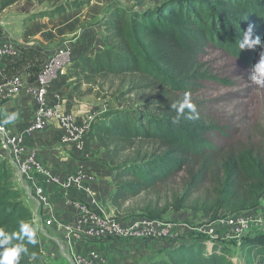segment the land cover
Wrapping results in <instances>:
<instances>
[{
    "label": "trees",
    "instance_id": "trees-1",
    "mask_svg": "<svg viewBox=\"0 0 264 264\" xmlns=\"http://www.w3.org/2000/svg\"><path fill=\"white\" fill-rule=\"evenodd\" d=\"M94 1L0 0V15L22 3L21 16L56 19ZM100 1L105 48L68 67L67 76L77 97L97 93L125 106L96 116L89 132L107 155L102 164L117 174L112 218L165 222L171 214L193 208L210 212L216 222L222 212L236 215L259 208L264 202V149L222 155L207 137L217 127L197 110L199 118L188 119L187 108L173 124L176 113L170 105L179 101L176 96L193 94L202 82L214 80L201 63L210 47L250 68L258 62L259 46L241 52L237 42L250 25L254 37L264 42V0ZM32 54L37 56L25 53L21 63ZM148 92L155 95L145 98ZM13 180L9 161L0 156V228L11 234L19 232V221L29 223L38 243L24 241L29 252L20 264H38L44 256L41 236ZM202 240L192 239L147 264H234L225 249L215 244L209 252ZM241 258L245 264H264V240L244 242Z\"/></svg>",
    "mask_w": 264,
    "mask_h": 264
},
{
    "label": "crops",
    "instance_id": "crops-1",
    "mask_svg": "<svg viewBox=\"0 0 264 264\" xmlns=\"http://www.w3.org/2000/svg\"><path fill=\"white\" fill-rule=\"evenodd\" d=\"M103 6L102 1L96 0L86 8L69 11L56 19L2 17L0 26L15 39L19 47L15 56L0 62L3 74L0 83L6 84L13 77H20L28 88L31 87L41 66L57 54L58 48L69 53L71 58L69 67L86 58L95 57L105 48L104 27L103 24H99L102 20ZM25 53H36L37 56L32 54L23 64L21 62ZM36 65L38 71L35 73L31 68ZM88 97H77L72 80L66 74L52 83L48 102L51 108H58L59 114L72 116L80 124H91L99 112L89 104ZM35 112L36 103L31 90H26L14 98L0 99V125L13 135H25L27 153L36 151L49 176L33 180L19 177L15 166L16 159L11 150L4 145L1 134L0 156L9 161L14 173L13 184L21 193L24 205L33 213L44 249L43 259L38 264H59L62 256L70 261L69 255L62 253L59 257L56 251L55 243L64 236L59 227L73 225L79 220L78 207H85L105 217L114 216L111 199L116 192L117 174L102 164L107 155L94 134L86 137L83 147L63 143L64 130L57 117L49 120L44 132L29 133L34 125ZM11 113H17V119L11 123H3ZM35 184L43 186L48 193L50 199L48 208L40 207L34 199ZM177 215L171 214L170 219L169 217L167 219L171 220ZM48 221L52 222L51 226L47 225ZM195 231L189 228L183 233L189 232L193 234L190 239H197L194 237H197L195 235L198 231ZM71 237L72 250L80 254L97 250L105 255L110 264H147L166 258L169 251L186 243H180V235L168 242L88 240L87 245L82 240L72 235ZM202 241L204 244L208 242ZM226 251L228 252V249Z\"/></svg>",
    "mask_w": 264,
    "mask_h": 264
},
{
    "label": "rangeland",
    "instance_id": "rangeland-1",
    "mask_svg": "<svg viewBox=\"0 0 264 264\" xmlns=\"http://www.w3.org/2000/svg\"><path fill=\"white\" fill-rule=\"evenodd\" d=\"M21 6L22 3L9 8L0 15V20L4 16H21ZM59 49L62 48L57 50ZM201 63L214 80L202 82L201 88L190 94V102L208 124L219 129L207 135L209 141L221 149L222 155L239 153L249 148L256 152L262 151L264 149V87L252 83L249 79L252 68L213 47L205 51ZM154 95L148 92L145 98ZM184 96L179 95L174 99L182 101ZM88 102L99 114L110 109L125 107L112 98L97 93L89 95ZM183 177L187 178L188 175L185 174ZM207 188L208 185L199 194L203 196ZM173 214L178 215L171 220H168L170 217L166 218V222L172 223L178 235L184 238H179L180 243L191 242L190 236L193 234L183 231L194 229L198 231H195L197 237L194 238L199 237L217 244L220 248L228 249V256L234 264H245L241 258V245L244 242L254 239L264 240V202L256 210L248 212L252 223L240 238L228 235V231L217 228L218 221L211 222L210 212L189 208ZM230 216L229 212H222L220 219H227ZM84 242L86 245L89 243L86 239ZM57 253L60 257L63 252L57 251ZM66 258L62 256L59 264H72Z\"/></svg>",
    "mask_w": 264,
    "mask_h": 264
},
{
    "label": "built area",
    "instance_id": "built-area-1",
    "mask_svg": "<svg viewBox=\"0 0 264 264\" xmlns=\"http://www.w3.org/2000/svg\"><path fill=\"white\" fill-rule=\"evenodd\" d=\"M18 43L15 39L0 26V62L18 53ZM71 63L69 53L63 49L57 50L54 57L49 58L41 66L36 76L35 83L27 87L20 77L11 78L6 84L0 83V99H9L31 90L34 94L36 112L34 114V125L31 132L42 133L49 125L52 117H57L64 130L63 143L83 147L84 141L90 132V124H80L72 116L59 114L57 107H50L48 95L51 85L59 78L66 76L67 68ZM3 74L0 69V78ZM0 134L4 145L11 150L15 160L16 170L19 177L25 180L49 176L45 165L41 162L36 151L27 153L25 147V135H13L4 126L0 125ZM34 199L40 207L48 208L50 199L43 186L35 184ZM80 211L79 220L73 225L60 226L63 238L56 242V251H61L70 256L73 264H110L105 255L97 250H90L87 253H77L71 249V235L83 242L92 241H172L178 232L172 223L160 222L147 217H137L128 220H116L105 217L99 213L90 211L85 207H78ZM252 219L247 213L231 215L227 219H219L217 228L228 231V235L240 238L248 229ZM52 225L51 221L47 222ZM211 234V232H209ZM214 239V236H212ZM188 243V242H187ZM209 252L212 251L214 243H205ZM212 247V248H211Z\"/></svg>",
    "mask_w": 264,
    "mask_h": 264
},
{
    "label": "clouds",
    "instance_id": "clouds-1",
    "mask_svg": "<svg viewBox=\"0 0 264 264\" xmlns=\"http://www.w3.org/2000/svg\"><path fill=\"white\" fill-rule=\"evenodd\" d=\"M238 48L242 52L245 49H255L257 46L261 49L259 52V60L253 65L249 79L252 83L264 87V42L259 36L254 37L253 26L243 32L242 39L238 42ZM176 115L172 120L173 124H178L184 115L185 108L189 110L188 119H198V113L195 106L190 102V94L185 93L184 99L170 105ZM18 117L17 113H11L3 121V123L14 122ZM28 244L36 245V230L27 222L19 221V232L11 234L6 233L0 228V264H20L22 255H28V248L24 241ZM19 241V242H15ZM32 258H35V253H32Z\"/></svg>",
    "mask_w": 264,
    "mask_h": 264
}]
</instances>
